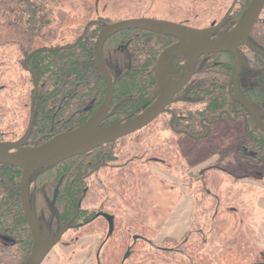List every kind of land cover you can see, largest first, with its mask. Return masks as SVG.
<instances>
[{"label": "trees", "instance_id": "1", "mask_svg": "<svg viewBox=\"0 0 264 264\" xmlns=\"http://www.w3.org/2000/svg\"><path fill=\"white\" fill-rule=\"evenodd\" d=\"M59 1L0 0V14L5 16L0 17V47L17 45V61L26 71L21 80L27 84L14 100L0 93V142L20 138L34 112L27 144L40 145L59 133L88 123L107 98V83L96 65L94 50L101 29L118 19L95 18L99 0H79L82 7L80 13L60 7L56 14L55 3ZM222 1L224 4L214 10L217 16L213 20L217 23L233 2ZM251 3L252 0H239L215 36L232 30ZM59 38L66 41L62 42ZM175 40V36L163 31L139 28L118 31L107 39L102 56L116 85L111 114L103 121L102 127L129 121L155 102L159 91L152 69L161 52ZM250 41L264 50V11L252 31ZM242 50L247 71H242L240 75V86L244 95L257 105L264 121V56L247 46H243ZM174 64L181 67L182 57L176 56ZM233 67L234 56L231 52L202 56L197 62L191 84L187 86L186 99L171 105L148 127L90 152L35 170L30 176V192L38 219L45 222L54 235L67 224L70 228H77L92 226L103 220L109 226L108 220L100 214H112L107 207L89 208L83 205L90 183L106 171L109 164L120 161L122 148L134 135L141 134L139 141H142L146 131L161 120L165 128L173 131L171 141L174 142L178 137L199 142L210 134L217 123L226 119L241 121L245 127L246 145L256 152L254 156H246V159L264 162V133L245 106L227 90ZM4 71L1 68L0 77ZM174 153L175 156L153 155L150 162L165 164L173 161L182 164L183 158L177 147ZM121 164L116 173L110 176L121 184L122 187L115 190L131 205L134 201L132 194L136 190V180L133 179L136 163L129 160ZM235 165L238 169V164ZM247 165L253 168L255 164ZM22 172V167L0 164V236L11 237L22 245L10 246L0 264H27L33 252V234L22 202ZM194 172H191V176ZM217 197L215 199L220 200ZM219 213L216 212L215 216ZM194 223L182 239L167 238L164 243L181 242L186 246L189 243L186 236L193 230ZM108 235L109 240L101 249L98 264H126L139 243L153 244V241L141 236L137 239L133 237V244L128 246L130 231L121 228L116 217L115 228L112 233L108 230ZM239 241L240 244L244 243L243 239ZM239 249V253L227 248L219 255L210 256L200 253L190 243L189 248L179 251L162 247L161 255L149 253L144 262L264 264L263 248L250 249L245 244ZM128 250L131 251L130 256L124 259ZM185 251L191 258H179L176 254Z\"/></svg>", "mask_w": 264, "mask_h": 264}, {"label": "rangeland", "instance_id": "2", "mask_svg": "<svg viewBox=\"0 0 264 264\" xmlns=\"http://www.w3.org/2000/svg\"><path fill=\"white\" fill-rule=\"evenodd\" d=\"M55 4L56 14L60 7L75 13L82 12L79 0H61ZM222 4V0H99L95 18L185 21L198 29L213 22L217 16L214 10ZM0 17L5 16L0 14ZM59 40L66 41L64 38ZM18 57L17 45L0 47V71L1 68L5 70L0 77V84L6 86L2 95L12 100L20 96L27 86L21 80L26 71L17 61ZM173 135L170 128L164 127L163 120L148 129L142 141H139L141 134L134 135L122 148L120 161L109 164L106 171L91 181L83 202L89 208L107 207L117 218L119 226L130 231L128 246L133 244L135 236H144L153 241V244L139 243L126 264H174L144 261L149 253L161 255L162 247L179 251L189 248L190 243L200 253L210 256L219 255L227 248L239 253L240 246L245 244L250 249H264L261 245H264V236L260 238V231L264 228V183L255 178L239 177L238 169H234L233 175L220 169H207L208 162L216 160L221 152L238 139V127L230 122L217 123L211 133L197 144L191 143V138L178 137L177 141H171ZM176 147L181 152L182 164L173 161L165 164L150 162L153 155L175 156ZM129 160L136 163L133 177L136 190L135 196L132 194L134 201L131 205L115 190L121 184L110 176L123 165L121 163ZM185 195L193 196L195 206L194 227L186 236L189 243L186 246L181 242L165 244L164 241L171 237L157 242L166 221L174 214ZM216 195L220 200L215 199ZM216 212H220L218 216H215ZM108 230L109 226L103 220L92 226L67 229L41 264H72L79 252L88 250L94 238L99 241L94 260L98 264L101 249L109 240ZM240 239L244 243L240 244ZM176 254L179 258H191L187 251Z\"/></svg>", "mask_w": 264, "mask_h": 264}, {"label": "water", "instance_id": "3", "mask_svg": "<svg viewBox=\"0 0 264 264\" xmlns=\"http://www.w3.org/2000/svg\"><path fill=\"white\" fill-rule=\"evenodd\" d=\"M238 1L234 0L232 2L222 21L218 24L214 23L206 29H197L155 18L126 19L107 24L101 29L94 50L96 65L108 86L107 98L97 115L77 129L59 133L40 145L26 146L25 143L33 125V114L30 126L22 139L16 142L0 143V164L18 166L23 169L21 186L24 209L36 235L34 253L29 264H41L51 249L61 240L64 232L70 228L68 224L61 227L55 236L46 228L42 233L41 225L43 223L38 220L30 204V175L42 166L53 165L68 157L90 152L104 144L114 142L149 126L166 110L167 106L183 100V96L175 97V95L190 80L197 60L202 55L228 51L233 53L235 65L232 73V83L235 84V87L231 91H235V98L248 108L260 128L264 130V123L256 105L243 95L238 84L240 69L242 65L246 64L241 47L243 45L248 46L250 49L264 55V50L250 42V35L264 9V0H252L241 21L230 32L213 39V35L222 27ZM128 28L160 30L176 36L178 40L162 51L154 67V74L160 92L158 99L135 118L124 123L102 127L101 124L109 116L108 110L114 96L116 84L103 60L104 44L111 35ZM177 54L186 57L181 72L173 63V57ZM168 59H171L169 67ZM175 75H178L176 81H174ZM47 159L52 160L45 163ZM100 214L108 220L109 232L112 233L115 228V216L106 212ZM138 237L141 236H135L134 239ZM130 252L128 250L124 259L130 256Z\"/></svg>", "mask_w": 264, "mask_h": 264}, {"label": "flooded vegetation", "instance_id": "4", "mask_svg": "<svg viewBox=\"0 0 264 264\" xmlns=\"http://www.w3.org/2000/svg\"><path fill=\"white\" fill-rule=\"evenodd\" d=\"M234 1V0H233ZM239 2V1H238ZM238 4V3H237ZM231 6V5H230ZM237 6V5H236ZM230 8V7H229ZM236 8V7H235ZM234 8V9H235ZM228 11V10H227ZM234 11V10H233ZM263 11H264V9H263ZM263 11H262V13H261V16H262V14H263ZM232 14V13H231ZM230 14V15H231ZM229 15V16H230ZM225 16V15H224ZM228 16V17H229ZM261 16H260V18H261ZM224 18V17H223ZM223 18H222V20H223ZM259 18V19H260ZM228 19V18H227ZM161 20V19H160ZM221 20V21H222ZM117 21H119V20H117ZM241 21V20H240ZM239 21V22H240ZM259 21V20H258ZM114 22H116V21H114ZM172 22V21H171ZM111 23H113V22H111ZM175 23H178V24H182V25H185V26H189V27H191L190 25H188L186 22L185 23H183V22H175ZM214 23H216V24H218L215 20H213V22L211 23V25L209 26V27H211ZM258 23V22H257ZM224 24V23H223ZM257 25V24H256ZM255 25V26H256ZM209 27H205V28H198V29H206V28H209ZM194 28V27H193ZM255 28V27H254ZM254 30V29H253ZM231 31V30H230ZM229 31V32H230ZM100 33V32H99ZM166 33V32H165ZM228 33V32H227ZM169 34V33H168ZM225 34V33H224ZM252 34V33H251ZM172 35V34H171ZM223 35V34H222ZM222 35H219V36H215V34L213 35V39H216V38H218V37H221ZM174 36V35H173ZM251 36V35H250ZM175 38H176V40H175V42H177V40H178V38L175 36ZM107 41V40H106ZM175 42H173V43H175ZM251 42V41H250ZM172 43V44H173ZM171 45V44H170ZM169 45V46H170ZM96 46V45H95ZM243 46H245V45H243ZM242 46V47H243ZM256 46V45H255ZM168 47V46H167ZM166 47V48H167ZM242 47H241V49H242ZM248 47V46H247ZM261 49V48H260ZM252 50V49H251ZM263 50V49H262ZM243 51V50H242ZM254 51V50H253ZM228 52H230V51H228ZM256 52V51H255ZM162 53V52H161ZM217 53H224V52H217ZM232 53V52H231ZM244 53V52H243ZM258 53V52H257ZM211 54H214V53H211ZM233 54V53H232ZM261 54V53H260ZM205 55H209V54H205ZM263 55V54H262ZM160 56V55H159ZM176 56H181L182 57V65H181V67H177L175 64V66L178 68V70H179V72H181L182 71V69H183V66H184V62H185V59H186V57L184 56V55H182V54H177V55H175L174 57H173V63H174V58L176 57ZM202 56H204V55H202ZM201 56V57H202ZM234 56V55H233ZM264 56V55H263ZM200 57V58H201ZM245 57V56H244ZM159 58V57H158ZM199 58V59H200ZM198 59V60H199ZM198 60H197V62H198ZM157 61H158V59H157ZM157 63V62H156ZM245 63H246V60H245ZM156 65V64H155ZM196 65H197V63H196ZM196 65H195V68H196ZM234 65H235V57H234ZM155 67V66H154ZM154 67H153V69H152V71H153V73H154ZM195 68H194V72H193V74H192V76H191V78H190V80L186 83V85L175 95V97H184L183 98V100H185L186 99V96H187V93H188V90H187V86L189 85V84H191V80H192V78H193V76H194V74H195ZM233 70H234V67H233ZM242 71L245 73L246 71H247V65L245 64V65H242V67H241V69H240V72H239V79H238V84H239V87H240V90L242 91V89H241V86H240V75H241V73H242ZM232 73H233V71H232ZM232 73H231V77H230V82H229V84H228V88H227V90L229 91V93L233 96V98L234 99H236L239 103H241L237 98H235V96H236V93H235V91H231L234 87H235V84L234 83H232ZM154 76H155V74H154ZM178 79V75H175V77H174V81H176ZM114 80V79H113ZM115 81V80H114ZM155 81H156V77H155ZM116 85V84H115ZM156 85H157V81H156ZM6 86L4 85V84H0V93L2 94L3 92H4V90L6 89L5 88ZM108 87V86H107ZM157 87H158V85H157ZM108 90V89H107ZM158 91H159V88H158ZM242 93H243V91H242ZM159 94H160V92H159ZM107 95H108V92H107ZM243 95H244V93H243ZM245 96V95H244ZM158 97H159V95H158ZM158 97H157V99H158ZM246 97V96H245ZM247 98V97H246ZM156 99V100H157ZM248 99V98H247ZM113 100V99H112ZM155 100V101H156ZM183 100H180V101H183ZM248 100H250V99H248ZM180 101H177V102H180ZM251 102H253L252 100H250ZM112 103V102H111ZM174 103H176V102H174ZM174 103H172V104H170L169 106H167V108H166V110L163 112V113H165L170 107H171V105H173ZM254 103V102H253ZM104 104V103H103ZM243 106H245L243 103H241ZM255 104V103H254ZM256 105V104H255ZM111 106V105H110ZM102 107V106H101ZM256 107H257V105H256ZM245 108L248 110V108L245 106ZM257 109H258V107H257ZM100 110V109H99ZM258 111H259V109H258ZM99 112V111H98ZM108 112H109V115L111 114V111H110V108H109V110H108ZM248 112H249V114H250V116H251V118L253 119V121L255 122V124L257 125V127L259 128V130L261 131V132H263L264 133V130H262V128H260V126L258 125V123L256 122V120H255V118L252 116V114L250 113V111L248 110ZM162 113V114H163ZM259 113H260V111H259ZM34 114V112H32V115ZM161 114V115H162ZM32 115H31V119H32ZM97 115V114H96ZM95 115V116H96ZM160 115V116H161ZM159 116V117H160ZM158 117V118H159ZM260 117H261V120H262V122L264 123V121H263V119H262V116H261V114H260ZM157 118V119H158ZM31 119H30V123H31ZM156 119V120H157ZM105 121V120H104ZM222 122H230V123H234L237 127H238V129H239V136H238V139H236V141L234 142V144L233 145H231L229 148H227V149H225L223 152H221V154H220V156L216 159V160H212V161H210V162H208L207 164H209L208 166H207V169L208 168H211V167H214V166H218V168H216V169H220V170H224V171H228L227 173H229L230 175H233V172H235L234 171V169H236L237 167H236V165L235 164H238V171L240 172V174H239V177H250V178H255V180H258V181H260V182H262V183H264V162H252V161H248L247 159H246V156H248V155H250L251 154V156H254L255 155V153H254V151L249 147V146H247L246 145V137H245V127L242 125V122L241 121H233V120H231V119H226V120H223ZM30 123H29V125H28V127H27V129H26V131H25V133L20 137V138H18V139H16V140H6V141H2V142H0V143H9V142H16V141H19L20 139H22L23 138V136L26 134V132H27V130H28V128H29V126H30ZM219 123H221V122H219ZM152 124V123H151ZM101 126H102V124H101ZM32 127H33V125H32ZM148 127V126H147ZM214 127V126H213ZM213 129V128H212ZM212 131V130H211ZM31 132H32V129H31ZM31 132H30V134H29V137H30V135H31ZM211 133V132H210ZM29 137H28V139H29ZM28 139H27V141H26V146H31V145H29V144H27V142H28ZM192 143L194 144V143H198V142H193L192 141ZM255 151H256V149H255ZM242 154V155H241ZM217 164H224V166H220V165H217ZM247 164H255L254 165V167L253 168H251V167H249ZM1 165H4V164H1ZM5 166H12V165H5ZM197 171V170H196ZM251 171H253V173H251ZM22 174H23V172H22ZM31 176V175H30ZM21 181H22V177H21ZM29 183H30V178H29ZM30 190H31V185H30ZM21 191H22V186H21ZM217 196V195H216ZM218 198V197H217ZM22 202H23V194H22ZM30 204H31V207H32V209L35 211V208H34V204H33V201H32V198H31V192H30ZM23 207H24V202H23ZM24 211H25V209H24ZM36 213V212H35ZM25 214H26V212H25ZM27 216V215H26ZM37 216V215H36ZM38 218V217H37ZM27 219H28V217H27ZM39 220V219H38ZM40 221V220H39ZM28 222H29V219H28ZM42 223H43V225H41V228H42V230L43 231H45L44 230V228H46L47 230H49L48 228H47V226H46V224H45V222H43V221H41ZM29 224H30V222H29ZM65 226V225H64ZM63 227V226H62ZM30 229H31V232H32V234H33V252H32V255H31V257H30V259H29V261H28V263L27 264H29V262H30V260H31V258H32V256H33V253H34V248H35V244H36V235H35V233H34V231H33V229H32V226H31V224H30ZM59 230H60V228H59ZM50 231V230H49ZM51 232V231H50ZM59 232V231H58ZM57 232V233H58ZM56 233V234H57ZM55 234V235H56ZM52 235H54V234H52ZM54 235V236H55ZM47 237H48V235H47ZM49 240V239H48ZM10 246H12V247H22V245L21 244H19V241H17V240H14V239H12L11 237H7V236H0V260L1 259H3L2 257H4L5 255H7V251H8V249H9V247Z\"/></svg>", "mask_w": 264, "mask_h": 264}, {"label": "crops", "instance_id": "5", "mask_svg": "<svg viewBox=\"0 0 264 264\" xmlns=\"http://www.w3.org/2000/svg\"><path fill=\"white\" fill-rule=\"evenodd\" d=\"M194 198L191 195H185L174 214L166 221L165 228L162 231L157 242H162L166 237L180 239L192 227L194 216ZM237 212V211H236ZM264 236V228L260 231V238ZM262 246H264L261 243ZM99 248L97 238L91 241L87 251H81L75 257L72 264H95Z\"/></svg>", "mask_w": 264, "mask_h": 264}, {"label": "bare ground", "instance_id": "6", "mask_svg": "<svg viewBox=\"0 0 264 264\" xmlns=\"http://www.w3.org/2000/svg\"><path fill=\"white\" fill-rule=\"evenodd\" d=\"M170 62H171V59H168V67L170 66ZM53 158V157H52ZM51 160L52 159H47L46 161H45V163H49V162H51Z\"/></svg>", "mask_w": 264, "mask_h": 264}]
</instances>
